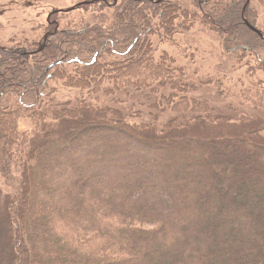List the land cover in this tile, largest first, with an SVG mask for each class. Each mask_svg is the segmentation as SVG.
Listing matches in <instances>:
<instances>
[{
    "label": "trees",
    "instance_id": "trees-1",
    "mask_svg": "<svg viewBox=\"0 0 264 264\" xmlns=\"http://www.w3.org/2000/svg\"><path fill=\"white\" fill-rule=\"evenodd\" d=\"M119 1L113 33L81 34L91 51L119 38V53H0V264H264V66L243 67L259 53L182 68L135 48L147 6L166 28L179 7ZM209 1L195 2L228 49L262 47L254 0ZM58 53L84 90L65 104L43 95Z\"/></svg>",
    "mask_w": 264,
    "mask_h": 264
},
{
    "label": "rangeland",
    "instance_id": "rangeland-1",
    "mask_svg": "<svg viewBox=\"0 0 264 264\" xmlns=\"http://www.w3.org/2000/svg\"><path fill=\"white\" fill-rule=\"evenodd\" d=\"M102 1L100 3L101 0H0V49L5 53L7 51L11 52L19 46L29 48L27 45L32 44V48L38 50L39 42H42L41 37L46 34L48 29L47 33L52 32L51 37L49 36L47 40L52 53H82L85 50L90 53L91 50H89L84 40H82L84 37L81 35L83 30L88 31L94 25H97L105 29L106 33H113L112 18L115 11L113 8L115 5L120 4L119 0ZM152 1H154L152 5L155 6V3L159 0ZM166 1L165 4L167 5H174L175 8L179 7L177 9V16L171 18L170 24L166 28L165 19H161L164 8L160 5L159 12L155 14L153 8L147 6L145 14L151 19V25L139 31L142 34V41L137 42L138 46L135 48H141L144 45L146 48H149L148 53H153L155 57L163 53L173 58L176 56L178 60L176 64L182 68L184 66L188 67L191 60H194L195 57H198V61L203 64H209L212 61L213 64H216L215 61L220 58V53L224 55L226 53H259L260 61L252 55H247L244 58L245 60H243L245 63L243 67L247 70L252 67L257 76L261 75L262 71L260 69L264 66V42L258 43V45L262 46L261 48L243 51V49L235 47L234 49L237 50H230L227 48L230 44L225 43L224 36L222 34L219 35L207 26L205 18L202 17L200 9L196 6L195 1L198 2L199 0ZM202 2L210 4V1L206 2V0H202ZM80 3L83 5L78 6ZM251 4L253 12L256 15V26L263 31L264 6L259 5L257 0H254ZM73 6L76 7L65 11ZM54 11L60 12L53 14ZM50 13H52L51 16ZM48 18L50 22L47 21ZM144 35H147V39L144 38ZM225 36L227 38L228 35ZM125 38L120 37V40L122 41ZM104 39L105 44L103 43L102 48L94 50L92 48V53H119L122 51L120 45L116 44L119 38L111 37L108 34ZM73 41L77 45H72L74 44ZM129 41L127 40V43ZM54 45L56 48H54ZM135 48L129 53H138ZM115 50L116 52H114ZM61 53L53 55L48 62L49 64L56 60L58 62L63 61L64 63L57 68V76L53 74L55 68L47 71L50 76L48 78L45 77L48 80V88L44 90L43 95L48 96L54 89L51 94L53 99L65 104L77 98H82L84 90L68 85L67 79L62 77V70L65 75L68 70L69 74L73 62H70L72 61L71 57L61 56ZM43 56L44 54H39L29 60L32 61V65H41L39 62L42 61ZM99 59L103 64L107 63L110 67L113 66V62L121 61V58L116 55L99 57L97 61ZM44 64L48 65L47 62ZM225 85L227 86V83ZM105 86L109 88L112 85L106 83ZM15 89L11 87L9 90L12 92ZM8 95L10 94L8 93ZM4 99L15 101L11 98ZM160 109H163V107L161 106ZM144 115L148 114L144 113ZM29 124L30 120L23 118L19 122V127L26 128ZM4 188L6 189L5 185Z\"/></svg>",
    "mask_w": 264,
    "mask_h": 264
},
{
    "label": "flooded vegetation",
    "instance_id": "flooded-vegetation-1",
    "mask_svg": "<svg viewBox=\"0 0 264 264\" xmlns=\"http://www.w3.org/2000/svg\"><path fill=\"white\" fill-rule=\"evenodd\" d=\"M54 12H56V11H54ZM57 12H60V11H57ZM51 15H52V13H50V16ZM47 21L50 22L49 18L47 19ZM47 31H48V29H47ZM47 31H46V34L43 36V39H45L44 42H39L40 45L38 47V50L36 48H32V44H28L27 46L29 48L19 46L15 50H12L11 52L7 51L5 53H15V54H19L20 56L24 55V54L27 55L29 53H49L50 49H49V45L47 43V40H48L49 36L51 37L52 32L47 33ZM43 50H44V52H42ZM0 53H3L2 49H0ZM64 53H66V52H64ZM32 56H36V54H33ZM0 67H1V65H0ZM1 71L2 70L0 68V73H1Z\"/></svg>",
    "mask_w": 264,
    "mask_h": 264
},
{
    "label": "water",
    "instance_id": "water-1",
    "mask_svg": "<svg viewBox=\"0 0 264 264\" xmlns=\"http://www.w3.org/2000/svg\"><path fill=\"white\" fill-rule=\"evenodd\" d=\"M91 2H94V1H91ZM83 3H86V2H83ZM80 4H82V3H80ZM80 4H78V6L80 5ZM76 6H73V7H71L70 9H67V10H65V11H69V10H71V9H74ZM244 22H245V24L251 29V30H253V31H256L259 35H261V33L254 27V26H252L251 24H249L248 22H247V20H244Z\"/></svg>",
    "mask_w": 264,
    "mask_h": 264
}]
</instances>
